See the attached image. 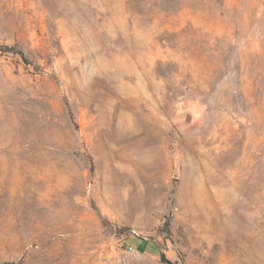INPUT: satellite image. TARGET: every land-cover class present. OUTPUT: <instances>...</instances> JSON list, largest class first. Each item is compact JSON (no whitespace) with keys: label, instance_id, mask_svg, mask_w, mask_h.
Here are the masks:
<instances>
[{"label":"rangeland","instance_id":"obj_1","mask_svg":"<svg viewBox=\"0 0 264 264\" xmlns=\"http://www.w3.org/2000/svg\"><path fill=\"white\" fill-rule=\"evenodd\" d=\"M167 263L264 264V0H0V264Z\"/></svg>","mask_w":264,"mask_h":264},{"label":"water","instance_id":"obj_2","mask_svg":"<svg viewBox=\"0 0 264 264\" xmlns=\"http://www.w3.org/2000/svg\"><path fill=\"white\" fill-rule=\"evenodd\" d=\"M195 120L196 118L191 112H180L173 117V127L177 130H186L194 124Z\"/></svg>","mask_w":264,"mask_h":264},{"label":"built area","instance_id":"obj_3","mask_svg":"<svg viewBox=\"0 0 264 264\" xmlns=\"http://www.w3.org/2000/svg\"><path fill=\"white\" fill-rule=\"evenodd\" d=\"M130 251H133L132 248H129Z\"/></svg>","mask_w":264,"mask_h":264},{"label":"trees","instance_id":"obj_4","mask_svg":"<svg viewBox=\"0 0 264 264\" xmlns=\"http://www.w3.org/2000/svg\"><path fill=\"white\" fill-rule=\"evenodd\" d=\"M168 264V263H167Z\"/></svg>","mask_w":264,"mask_h":264}]
</instances>
